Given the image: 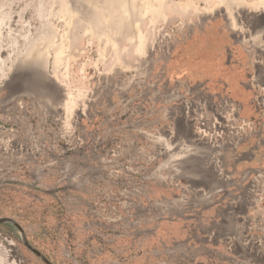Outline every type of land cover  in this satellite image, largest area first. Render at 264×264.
<instances>
[{"label": "rangeland", "instance_id": "374dc122", "mask_svg": "<svg viewBox=\"0 0 264 264\" xmlns=\"http://www.w3.org/2000/svg\"><path fill=\"white\" fill-rule=\"evenodd\" d=\"M233 1L0 0V217L56 264H197L169 222L264 209V0ZM219 14L252 80L191 62ZM0 264L45 263L3 223Z\"/></svg>", "mask_w": 264, "mask_h": 264}, {"label": "crops", "instance_id": "0c3cea01", "mask_svg": "<svg viewBox=\"0 0 264 264\" xmlns=\"http://www.w3.org/2000/svg\"><path fill=\"white\" fill-rule=\"evenodd\" d=\"M224 12H226V10ZM230 22H232V20L229 19V23ZM206 26H212V30L211 32H206L205 29L202 30L200 37L204 45L200 48L199 52H197L198 56L190 59L192 63L195 62L200 66L201 73L206 76L205 79H215V76H217L219 72L215 70L216 68L212 69V67H218L222 62L226 67H223L220 71L229 74L227 75L229 79L235 80V74H244V72H248V78L252 80L254 77L252 68H250V72L247 68L241 69L242 64L239 61L240 58H243L241 51L247 53L249 52L248 48L242 46V43L238 45V49L236 50L232 44L221 46L224 42V31L222 29L224 25L222 23L221 14L213 19H206ZM214 44L216 48H219L218 53L214 54L215 56L204 55L203 50L207 46H212ZM261 48L264 50L263 46H261ZM220 52L223 53V56ZM260 53L261 57L264 59V51ZM252 64L254 63L252 62ZM255 68L258 70L256 75L259 74L264 78V66H256ZM262 85H264V81ZM254 211L260 214L257 223L254 221V218H252ZM239 213L238 209H215L214 206L200 209L199 198L196 216L193 218L195 219V223H191L190 221L184 226L182 220L171 221L168 223V227L172 236L179 234L184 236L187 235L188 237H184L186 239H190V234L195 232L199 246L200 238L205 239L203 242V252L198 253L195 259H193L197 264H207V261H211L212 264H228L225 261H230L231 264H264V209H245L242 213L244 214V219L237 217ZM220 214L226 215L228 217V222H221L219 218H216V216ZM256 224L260 225L263 232H254ZM229 226L234 228L235 231L230 240L223 241V234H221V231L226 230ZM200 256H202L201 263Z\"/></svg>", "mask_w": 264, "mask_h": 264}, {"label": "water", "instance_id": "95a60500", "mask_svg": "<svg viewBox=\"0 0 264 264\" xmlns=\"http://www.w3.org/2000/svg\"><path fill=\"white\" fill-rule=\"evenodd\" d=\"M258 20L260 21V23H264L263 17H260ZM34 75L35 73H32L30 75V78L34 77ZM3 223H9L13 225L18 230L24 245L28 247L33 253H35L45 264H56L44 252H42L36 245H34L28 239L24 227L15 218L9 217V216H2L0 217V224H3Z\"/></svg>", "mask_w": 264, "mask_h": 264}, {"label": "built area", "instance_id": "2783aa9c", "mask_svg": "<svg viewBox=\"0 0 264 264\" xmlns=\"http://www.w3.org/2000/svg\"><path fill=\"white\" fill-rule=\"evenodd\" d=\"M258 179L264 181V172H260L259 174H257L256 176L253 177L251 191L254 189H259V191L262 194H264V188L261 185H259V187H258L257 183L255 182L256 180L258 181ZM253 181H254V183H253Z\"/></svg>", "mask_w": 264, "mask_h": 264}, {"label": "bare ground", "instance_id": "6f19581e", "mask_svg": "<svg viewBox=\"0 0 264 264\" xmlns=\"http://www.w3.org/2000/svg\"><path fill=\"white\" fill-rule=\"evenodd\" d=\"M130 0H127V4H128V2H129ZM222 1H224V0H222ZM229 1V0H228ZM233 1V0H232ZM233 2H235V1H233ZM132 3H133V1H132ZM226 3V2H225ZM251 3V2H250ZM129 4H131V3H129ZM140 4H141V2H135L134 4H133V6H135L136 8H138V7H140ZM236 4H234L233 6H235ZM229 6V5H228ZM252 7V6H251ZM135 8V9H136ZM237 8V7H236ZM127 12V11H126ZM254 44V43H253ZM239 238H241V237H239ZM238 253V252H237Z\"/></svg>", "mask_w": 264, "mask_h": 264}, {"label": "flooded vegetation", "instance_id": "af4514ba", "mask_svg": "<svg viewBox=\"0 0 264 264\" xmlns=\"http://www.w3.org/2000/svg\"><path fill=\"white\" fill-rule=\"evenodd\" d=\"M200 262H202V261H200ZM225 262H227L228 264H231L230 261H225Z\"/></svg>", "mask_w": 264, "mask_h": 264}]
</instances>
